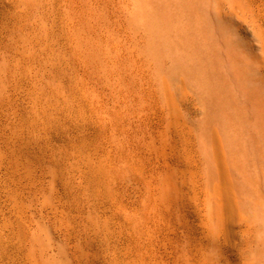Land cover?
Returning <instances> with one entry per match:
<instances>
[{"label": "rangeland", "instance_id": "obj_1", "mask_svg": "<svg viewBox=\"0 0 264 264\" xmlns=\"http://www.w3.org/2000/svg\"><path fill=\"white\" fill-rule=\"evenodd\" d=\"M21 1L0 0V91L4 76L9 80L5 86L11 84V97L5 112L0 109V158L3 159L0 169V264H35L37 261L53 264V259L46 261L39 255L44 247L42 232H52L55 228L52 226L54 219L42 209L45 196L55 192L50 189V178L59 183L56 191L61 196L65 191L66 198L79 204V211L71 213L72 217H81L90 225L95 238L100 244L105 243L110 253L114 251L113 255L120 257L119 254L131 251L141 254L148 243L151 262L157 264H264L258 253L263 237L259 227L261 220L256 215L259 209L248 199L238 178L231 177L236 175L229 166L234 147L231 123L235 125L237 115L226 103L227 97L212 68L215 48L207 47L208 43L198 34L208 25H200L191 18L186 0H151L152 7L161 14L159 37L162 33L161 41L165 43L161 50L165 59L162 67L164 87L162 91L157 88L155 96L144 82L141 88L134 82V102L121 104L112 99L103 104L98 93L90 96L89 87L100 89L107 85L94 67L89 69L93 79L88 88L84 77L80 76L79 68L71 59L73 50L67 43L64 11L58 0H49L52 8L48 0H25L33 7L29 24H38L42 12L53 25L56 44L52 41L53 35L48 41L42 40V30H37L32 34L38 37L40 44L30 54V61L22 64L12 57L11 39L17 35L11 33L9 21ZM262 6L259 12L246 5L239 6L236 15L217 23L216 31L222 29L217 34L231 31L228 34L233 40L244 46L242 38L259 34L263 27ZM235 22L243 29L246 27L245 33L232 34ZM215 23L209 20L214 28ZM180 26L191 36L199 54L197 57H192L186 51L187 44L176 37ZM7 28L11 29L8 34ZM247 32L252 34L247 35ZM156 97L160 98L162 107L156 105L160 104ZM112 121L125 127L118 138L111 136ZM112 171L118 174L115 202L106 182ZM3 177L11 178L4 181ZM5 184L11 188L6 189ZM17 199L22 203L20 207L27 210L23 217ZM147 214L150 215L145 216ZM136 222H143L145 227L140 238L143 249L141 243L136 246L132 242L131 227ZM19 227L29 230L25 229L28 231L25 236L21 235L25 231L20 229L21 232ZM22 238H26L25 243Z\"/></svg>", "mask_w": 264, "mask_h": 264}, {"label": "bare ground", "instance_id": "obj_2", "mask_svg": "<svg viewBox=\"0 0 264 264\" xmlns=\"http://www.w3.org/2000/svg\"><path fill=\"white\" fill-rule=\"evenodd\" d=\"M58 1H59L58 5H60V8L63 9L64 11V16H65L64 23H65V33L67 34V43L69 44L70 48L73 50L71 59H73L74 64L79 68L80 71H78V69L77 71L79 72L80 76L82 75L84 77L87 83V88H88L89 82L93 79L89 72V69L93 67L99 70L104 81L106 82L107 87H104V88L95 89L93 87H89L88 90H89V94L91 97L94 96L96 93H98L97 95L102 97L100 102H102L103 104H105L104 101L109 100V99L114 100V102L117 104H121L123 102L132 103L135 100V97L133 96V92H134L133 83L134 82L136 83V86H139L140 88L144 84L146 88L151 89L154 95H155V91L157 90V88L160 91L163 90L164 84L162 83H163L164 76L162 77L163 75L162 67L164 66L165 59L161 54V50L162 48L164 49L165 43L161 41V36L163 35L162 33L160 34V37H159V29L161 28L160 27V19H161L160 15L161 14L158 10L152 7L151 0H58ZM186 3L188 5V9L190 8V12L192 15L191 18L200 25L202 23L203 25L204 23L208 25V27H205L204 25L203 29L198 34L200 35V38L203 42L208 43L206 45L207 47L209 45V48H212V50H213V47L215 48V50L212 52V56L214 57L212 68L214 69L215 73L219 77V80L217 81H220L219 85L223 88L224 93L227 97L226 103L230 104L234 113L237 115V118L235 117L236 118L235 125L232 126V123H231V129L233 131L232 135H234L232 136L233 141H234L233 142L234 147H233L232 159L229 160V163H230L229 166L232 168L233 171H235V175H236V176L232 175L231 177L238 178L239 182L242 185V188L247 193L246 195L248 196V199L253 200L255 203L256 209L257 210L259 209L256 215L261 220V222H259V227L261 231L263 232V237L261 236L262 239H260V244L258 243L261 247L260 249L258 248L259 250L258 253H259V256H261L264 259V24L262 25L263 27L261 26L262 28L259 34H253L252 37H249V38L247 36L242 38L244 40V46H241L239 42L233 40L231 35H229L231 31L228 30L229 34L225 32L221 34L222 31H219L220 35L217 34V31L222 30V29H218L216 31V29L219 26L217 23L218 22L221 23L226 18H231L234 15H236V13L238 12V9L240 8L239 6L246 5L250 9H252V11L259 12V8L262 5L264 6V0H186ZM49 5L52 8L50 1H49ZM18 7L19 9L12 16L11 21H9L10 18L8 17L9 18L8 21L12 23V24L10 23L11 27L9 26L13 30V32L11 31V33L13 34L16 33L17 35L16 38H14L15 37L14 36L11 39L12 48L10 52L12 54V57H15L17 61L21 62L22 64L23 63L26 64V62H28L29 60L30 54L34 51L35 46L40 44L38 37L37 38L33 37L32 33L34 31L42 30V35H43L41 36L43 37L42 40L45 39L48 41V39H50L52 35H53L52 41H54V44H56V40L54 39L55 36H54L53 29H52L53 25L51 26L48 18L44 14H42V12L38 16V21H37L38 24L36 23L35 25L32 26L31 24H29L30 23L29 20L32 18L31 15L33 13V7L29 3H27L25 0H22L20 2V6ZM14 12L15 11H13V13ZM260 14L264 15V13H260ZM209 20H213L214 23L215 21H217L215 23L217 24V26L215 25L216 28H214L212 24H209ZM182 28L183 26H180V30L176 32V37H179L180 40H183L182 41L183 44H187L186 51L189 52V54L195 58L199 55L198 51L194 47V43H193L191 36L188 35L185 31H183ZM245 28L243 29V26H241L238 22H235L232 25V29H231L232 34L240 36L241 33H245L246 31ZM7 29L8 31L6 32L8 34V32H10L9 30L11 29L9 28ZM224 31H226V29H224ZM248 34L251 35L252 33L247 32V35ZM166 37H167V34H164L165 40H167ZM187 37H189V40ZM58 44L59 43H57V45ZM49 46L52 47L53 45L50 44ZM171 46H172V43H171ZM26 53H28L27 56L25 55ZM9 69H12V68H9ZM156 79H159V81H157ZM2 81L4 82V85H3L2 91H0V109L4 110V108L8 105L10 97H11V84L8 86H5L6 83L9 84V80L5 76H4V80L2 78ZM141 82H144V83L141 84ZM25 83L23 82V84ZM208 86H209V83H208ZM25 88L27 87L25 86ZM222 88H221V91L223 92ZM155 96H154V100H155ZM19 97H22V96L19 95ZM156 98H157V101L160 103L156 105L158 106L161 105L162 107V102L160 98L159 97H156ZM96 103H98V101H96ZM47 109H49V107H47ZM224 112H225V109H224ZM136 115H138V113ZM228 116H231V114L229 113ZM112 122L113 123H111L112 124L111 136L113 138H118L121 132L123 133L125 132L123 131L125 130V127H121V125H119L118 123L114 121ZM125 122L126 124H128V120ZM32 134H33V131H32ZM27 135H26V139L28 138ZM29 135H31V133ZM34 143L36 142L34 141ZM36 147H37V144H36ZM28 149H26L27 150L26 152L24 151L26 154L27 152L29 153ZM81 152H82V149H81ZM30 153H33V152H30ZM43 159L45 160V158ZM40 160L41 159H39V161ZM48 161L49 160H47V162ZM52 161L54 162V160ZM53 162L51 165L54 164ZM2 165H3V159L0 158V169ZM109 168L112 169V167H109ZM1 171L2 170H0V173ZM102 172L105 173L103 170ZM132 174L133 173H131V175ZM117 177H118V174L112 171L108 175L107 181H106L108 184V193H110V197L112 198L114 202L116 200V195L118 194V182H117L118 178ZM9 178H7V180ZM85 179H87V177H85ZM5 180L6 178H4V181ZM59 182L62 183V180ZM7 183L9 184V182ZM61 183H60V186H58L59 188L61 187ZM8 184H5L6 187ZM49 185H50L51 191H55V192L45 196L42 202V209L47 214H50L51 217L54 219V222H52L53 223L52 226L55 228L52 232H48V231H46L45 233L42 232L44 247L41 250L39 255L45 258V260L51 258L53 259L52 260L53 264H157V263L151 262V258H150L151 255L148 252V249H149L148 243L146 244L147 246L144 248L145 252H142L141 254L138 253L137 251L132 252L131 251L132 249L130 250L132 255L129 252H125L123 254H119V256L120 255L122 256L118 257L116 255H113L114 251L111 252L112 253L111 254L107 245L102 242H101L102 244L101 245L99 243V240L95 238V232L94 230H91L90 225L85 224V221L81 217L79 218H75L78 216H75L74 218L72 217L71 213H74L75 211H79V208H78L79 204L72 198L70 200L66 198L67 196H65V191L63 190V188L62 190L64 191V194L61 196L59 192L56 191L57 185H59V183L57 184L53 178H50ZM68 186L69 184L67 185V189H68ZM8 188H11V187H7L6 189ZM98 188H100V186ZM67 192H66V195H67ZM24 194H26V192H24ZM12 202H14V200ZM147 202H149V199L147 200ZM16 203L17 205H19L18 207L19 213L23 217L24 215L27 214V210L20 207V205L22 204L20 200L17 199ZM32 215H33V218L35 219V215L34 214ZM149 215L147 214L145 216H149ZM147 218L148 217H146V219ZM132 220L134 221V219ZM39 223L41 227L44 226L43 222H39ZM20 225L24 226V224L22 225V223ZM20 229L21 228L19 227V230ZM128 229L130 230V228ZM21 230L23 231V229ZM28 231H25V233L21 235L25 236L26 232ZM144 233H145V227H144L143 222L133 223L131 227V235L133 234L132 242L136 244V246L139 245L138 243H141L142 249L144 247L143 246L144 244L142 243V241H140V238L142 237ZM26 236L28 237V235ZM135 236H136V239H135ZM57 238L58 240H56ZM24 239L26 240V238H22V240ZM25 240L23 241L24 243H25ZM101 247H104L105 249H102ZM133 249H136V248H133ZM139 250H140V246H139ZM46 261H49V260H46ZM35 264H44V263L41 261H37Z\"/></svg>", "mask_w": 264, "mask_h": 264}]
</instances>
